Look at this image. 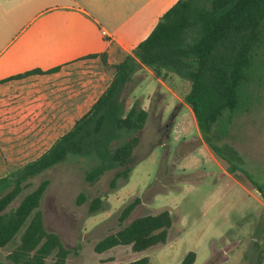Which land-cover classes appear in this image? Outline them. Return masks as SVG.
Listing matches in <instances>:
<instances>
[{
  "label": "trees",
  "instance_id": "16d2710c",
  "mask_svg": "<svg viewBox=\"0 0 264 264\" xmlns=\"http://www.w3.org/2000/svg\"><path fill=\"white\" fill-rule=\"evenodd\" d=\"M263 45L264 0H179L133 55L115 65H109L106 54L101 55L105 69L114 78L90 111L41 157L0 178V250L21 235L8 260L14 264H46L54 256L52 264H68L71 250L57 233L47 230L40 210L49 181H42L12 207L35 177L71 158H87L93 163L86 174L89 183L98 182L114 170L117 172L110 182L111 189H117L120 180L129 181L140 162L135 160L134 152L149 119L141 100L128 104V87L141 70H149L165 82L177 77L190 83L184 103L193 111L204 143L230 163V174L238 176L243 159L223 138L234 116L247 104L246 89ZM158 144L161 143L153 148ZM188 154L179 152L178 162ZM193 175L185 174V183H196L198 178ZM86 200L81 194L77 203L81 205ZM140 203L137 198L124 208L121 224ZM102 210L104 200L97 197L90 213ZM173 224L174 217L168 209L138 217L99 241L95 251L102 254L117 246H130L140 253L165 245ZM196 260V253L190 252L181 264H195ZM126 264L152 263L149 257H143Z\"/></svg>",
  "mask_w": 264,
  "mask_h": 264
},
{
  "label": "rangeland",
  "instance_id": "374dc122",
  "mask_svg": "<svg viewBox=\"0 0 264 264\" xmlns=\"http://www.w3.org/2000/svg\"><path fill=\"white\" fill-rule=\"evenodd\" d=\"M181 83V93L176 92L183 98L190 83ZM128 91L129 105L141 100L149 111L134 152L140 162L129 181L120 180L118 188L111 189L114 170L89 183L86 174L93 163L71 158L32 179L12 207L42 181H49L40 210L47 230L57 233L71 250L68 264H126L143 257H149L152 264H181L190 252L197 255L195 264H264V45L246 89L247 104L234 116L223 138L243 159L238 176H224L230 163L204 143L192 111L181 110L176 92L161 85L148 70L138 72ZM157 143L161 144L153 148ZM179 152L189 154L178 162ZM185 174H195L198 181L185 183ZM81 194L87 200L79 205ZM97 197L104 200V210L92 214L90 206ZM137 198L141 203L121 224L122 211ZM166 209L174 217L167 244L140 253L130 246L102 254L95 251L99 241L134 219ZM20 237L0 250V264H14L7 256L19 245ZM54 260L52 256L46 264Z\"/></svg>",
  "mask_w": 264,
  "mask_h": 264
},
{
  "label": "crops",
  "instance_id": "0c3cea01",
  "mask_svg": "<svg viewBox=\"0 0 264 264\" xmlns=\"http://www.w3.org/2000/svg\"><path fill=\"white\" fill-rule=\"evenodd\" d=\"M178 1L0 0V178L67 134L114 78L100 56L133 55ZM159 81L181 93L179 78Z\"/></svg>",
  "mask_w": 264,
  "mask_h": 264
}]
</instances>
